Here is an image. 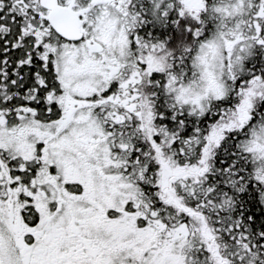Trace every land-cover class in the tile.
I'll return each mask as SVG.
<instances>
[{
    "label": "snow or ice",
    "instance_id": "6c2138e0",
    "mask_svg": "<svg viewBox=\"0 0 264 264\" xmlns=\"http://www.w3.org/2000/svg\"><path fill=\"white\" fill-rule=\"evenodd\" d=\"M0 264H264V0H0Z\"/></svg>",
    "mask_w": 264,
    "mask_h": 264
}]
</instances>
